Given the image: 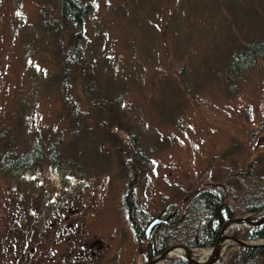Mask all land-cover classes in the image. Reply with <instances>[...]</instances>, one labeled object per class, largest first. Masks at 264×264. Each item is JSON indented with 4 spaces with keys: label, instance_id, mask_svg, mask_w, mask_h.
Wrapping results in <instances>:
<instances>
[{
    "label": "rangeland",
    "instance_id": "374dc122",
    "mask_svg": "<svg viewBox=\"0 0 264 264\" xmlns=\"http://www.w3.org/2000/svg\"><path fill=\"white\" fill-rule=\"evenodd\" d=\"M80 2L85 23L67 28L54 0H0V158L35 136L48 155L30 175L0 172V264H143L145 227L159 214L177 223L194 187L224 189L248 169L238 194L264 190V54L228 66L235 48L264 41V0ZM75 42L81 68L61 72ZM134 173L141 236L122 202Z\"/></svg>",
    "mask_w": 264,
    "mask_h": 264
},
{
    "label": "trees",
    "instance_id": "16d2710c",
    "mask_svg": "<svg viewBox=\"0 0 264 264\" xmlns=\"http://www.w3.org/2000/svg\"><path fill=\"white\" fill-rule=\"evenodd\" d=\"M57 5L58 17L68 23L67 28L75 27L82 28L85 23V17L91 11V4L88 2H80V0H54ZM46 25L45 23H42ZM45 30L49 27L44 26ZM61 31V30H60ZM66 49L65 60H62L60 71L64 69H80V63L75 64L83 58V53L80 50V45L75 42L70 44ZM264 54V41L252 42L246 48H235L229 59V69L235 73H239L243 67L248 66L258 56ZM68 66V67H67ZM69 70V72H71ZM68 75V72L66 73ZM68 98V97H67ZM20 116V114H19ZM96 124L102 128L112 127L113 121L99 122ZM11 128L8 129V131ZM6 132V131H4ZM3 132V134H5ZM18 127L15 130L11 139L16 140L20 134ZM32 135V133L30 134ZM36 135V134H34ZM130 141L135 144L137 139L130 133ZM10 137V135H9ZM10 139V138H9ZM12 145H17L16 142L6 143L7 150L0 158V172L5 175L21 176L22 174H31L32 168L40 166V158L45 160L48 155L47 151L38 137L35 136L34 143L28 144L27 149H22L19 153H15L10 148ZM51 150V149H49ZM144 173V172H143ZM143 173L140 176H143ZM139 173H134L130 179L126 180L125 192L122 202L125 208L127 218L133 228L136 236H141L142 227L139 225V209L134 197V188L138 184ZM251 177L248 169L230 173L224 180V189L216 188L214 190H203L194 187L189 202L186 204L184 214L177 223L161 224L154 228L149 240L145 244L144 255L148 260L163 253L168 247L175 244H181L191 249L193 248H210L215 245L219 229L227 218L235 215H244L248 212L256 213L264 210V190L260 194H249L242 196L238 194L236 183L245 189L247 180ZM126 178V177H125ZM247 189V188H246ZM249 191V189H247ZM246 190V191H247ZM165 208V207H164ZM169 211V210H168ZM168 214V213H167ZM19 226L28 225L26 219L18 220ZM148 225V224H147ZM146 228V227H145ZM187 232H184V231ZM237 238L242 240H260L264 239V222L254 227H240L237 232ZM240 251H233L230 257L224 264H258L259 259L264 255V245L253 247H241ZM147 260V261H148ZM147 261H143L146 264ZM133 264V263H131ZM166 264H188V261L183 257L169 259Z\"/></svg>",
    "mask_w": 264,
    "mask_h": 264
},
{
    "label": "water",
    "instance_id": "95a60500",
    "mask_svg": "<svg viewBox=\"0 0 264 264\" xmlns=\"http://www.w3.org/2000/svg\"><path fill=\"white\" fill-rule=\"evenodd\" d=\"M172 217V215L167 216L166 218H163L160 214L155 216L146 226L144 233H143V238L144 239H148L150 237V234L152 233V231L154 230L155 227H157L160 224H167L169 223L168 219H170ZM264 222V213L263 215H261L260 217L257 218H253L251 216H237V217H231L229 219H227L220 227L219 232H218V236L215 242V245L211 248H209L210 251V255L207 259L203 260V261H199V260H194L189 258L188 256H183L187 261L188 264H213L215 263L218 258L222 255L220 254V241L222 239L224 230L231 226V225H245L248 227H254V226H258L260 224H262ZM230 238L234 239L239 245H242L243 247H253V246H261L264 245V239H260L259 241H243L240 240L239 238L235 237V236H230ZM177 247H182L186 252H190L194 249H190L187 246L184 245H173L168 247L163 253L153 257L147 264H155L158 261L161 260H165L168 256H169V251L172 250L173 248H177Z\"/></svg>",
    "mask_w": 264,
    "mask_h": 264
},
{
    "label": "bare ground",
    "instance_id": "6f19581e",
    "mask_svg": "<svg viewBox=\"0 0 264 264\" xmlns=\"http://www.w3.org/2000/svg\"><path fill=\"white\" fill-rule=\"evenodd\" d=\"M231 227H233V225L227 227L224 230L222 239H221L220 244H219L220 254H222L225 251V249L227 248V246H229L230 244H238L234 239L230 238L229 231H230ZM210 251L211 250H209V249L204 250V251L192 250L188 253L182 247H177V248H173L172 250H170L168 254L169 255H181V256L186 255L191 259L203 261L209 257Z\"/></svg>",
    "mask_w": 264,
    "mask_h": 264
}]
</instances>
